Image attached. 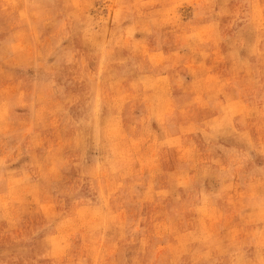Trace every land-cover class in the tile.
<instances>
[{
    "label": "rangeland",
    "instance_id": "obj_1",
    "mask_svg": "<svg viewBox=\"0 0 264 264\" xmlns=\"http://www.w3.org/2000/svg\"><path fill=\"white\" fill-rule=\"evenodd\" d=\"M0 264H264V0H0Z\"/></svg>",
    "mask_w": 264,
    "mask_h": 264
},
{
    "label": "bare ground",
    "instance_id": "obj_2",
    "mask_svg": "<svg viewBox=\"0 0 264 264\" xmlns=\"http://www.w3.org/2000/svg\"><path fill=\"white\" fill-rule=\"evenodd\" d=\"M37 195V194H36Z\"/></svg>",
    "mask_w": 264,
    "mask_h": 264
}]
</instances>
